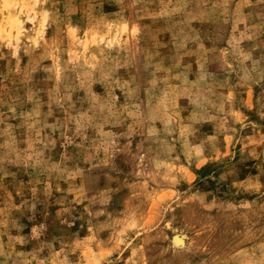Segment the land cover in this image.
Returning <instances> with one entry per match:
<instances>
[{"label":"rangeland","instance_id":"rangeland-1","mask_svg":"<svg viewBox=\"0 0 264 264\" xmlns=\"http://www.w3.org/2000/svg\"><path fill=\"white\" fill-rule=\"evenodd\" d=\"M4 2L0 264H264V0Z\"/></svg>","mask_w":264,"mask_h":264},{"label":"bare ground","instance_id":"bare-ground-1","mask_svg":"<svg viewBox=\"0 0 264 264\" xmlns=\"http://www.w3.org/2000/svg\"><path fill=\"white\" fill-rule=\"evenodd\" d=\"M4 6H7V2H6V0H5V2H4ZM13 21V20H12ZM11 21V22H12ZM181 240L179 239V238H177V237H175V242L176 243H179Z\"/></svg>","mask_w":264,"mask_h":264}]
</instances>
